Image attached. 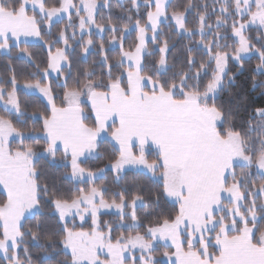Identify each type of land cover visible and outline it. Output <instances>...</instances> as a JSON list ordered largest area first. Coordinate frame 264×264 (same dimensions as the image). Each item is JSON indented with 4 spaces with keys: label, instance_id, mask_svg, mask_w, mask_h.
Returning <instances> with one entry per match:
<instances>
[{
    "label": "snow or ice",
    "instance_id": "snow-or-ice-1",
    "mask_svg": "<svg viewBox=\"0 0 264 264\" xmlns=\"http://www.w3.org/2000/svg\"><path fill=\"white\" fill-rule=\"evenodd\" d=\"M170 3L131 0L125 9L128 22L118 26L101 14L110 9V0H57L52 5L0 0V49L9 56L18 49V58L35 67L32 79L22 84L14 69L7 79L0 77L3 264H33L30 244L43 248L46 260L63 253L59 264H264V107L254 109L245 128L235 113L248 98L232 94L234 108L219 102L236 79L229 61L240 70L253 55L259 62L252 90L260 88L264 95V79H257L264 77V43L256 47L246 35L254 26L257 40L264 42V0H213L220 5L214 25L205 3L204 11H195L192 28L186 13L196 5L189 0L184 10L169 12ZM141 7L147 9L143 23L131 15L140 16ZM65 20L54 39L44 40L43 33L51 36L55 24ZM165 22L189 41L179 67L169 63L175 44L163 31ZM105 31L113 33L108 48L103 39L96 48L93 35L102 37ZM133 32L134 43L125 49ZM30 38L48 49L43 69L32 61ZM73 44L85 59L95 48L99 59L69 84ZM117 47L118 56L110 58L108 52ZM52 73L58 81L63 77L61 92L53 88ZM18 90L25 95L38 90L46 101L43 110L29 115ZM29 119L39 127L18 126ZM108 143L111 151H101ZM106 152L103 167L83 166L104 160ZM42 160L70 168L65 178L75 186L71 194L50 187L38 167ZM132 168L148 175L156 191L138 185L129 199L125 186L106 198L108 187L96 181L111 173L118 184ZM162 197L171 202V211L139 215L142 208L158 207ZM49 206L60 224L58 239L44 234L46 244L41 245L42 221L26 224ZM102 209H115L118 221L101 220ZM118 228L126 232L117 235ZM160 241L168 250L157 258Z\"/></svg>",
    "mask_w": 264,
    "mask_h": 264
},
{
    "label": "trees",
    "instance_id": "trees-1",
    "mask_svg": "<svg viewBox=\"0 0 264 264\" xmlns=\"http://www.w3.org/2000/svg\"><path fill=\"white\" fill-rule=\"evenodd\" d=\"M191 2L196 5L195 9H192L190 12L186 13L187 16V26L192 28L195 27L197 24V17L195 15V11H204L203 5L206 3L208 5V13L209 18L208 22L213 24L215 23L216 16L219 15V3L213 4V0H191ZM46 3L49 5L56 4L57 0H46ZM189 3V0H171L169 12L173 10H184L186 5ZM111 7L110 9H103L102 15L104 17L111 16L113 21L118 24V26H122L123 23H127V17L129 13L125 11V9H129L131 7V0H111L110 1ZM141 15L137 16V13L135 11L131 12L133 20L140 18L141 23L144 22V13L147 11V9H144L141 7ZM98 22L100 21V15L97 17ZM67 21H63L60 23L55 24V26L52 29V35L49 36L46 32L43 33L44 40H52L55 38V36L58 34L59 30L64 27V24ZM162 28L164 33L166 34L167 38L169 39V43L175 44L174 48L170 49V52L168 54L169 63H175L178 67L183 64L184 58L186 56L185 52V46L189 44V41L187 37H184L182 35H177L176 31L169 25L167 22L165 24H162ZM69 33L71 32L70 29L68 30ZM221 31H225L224 29H221ZM230 32V29H228ZM112 32L105 31L104 35H93L92 39L95 42L96 48H98L101 39H103V42L105 43L106 49L108 48L107 41L112 36ZM116 35H119V32L116 33ZM259 33L253 28L249 31V38L251 40V43L254 44L256 47H261V44L264 43L262 41L257 40V36ZM196 39H199L197 36ZM135 40V32L131 34V36L128 37V39L124 43L125 49H127L130 45L134 43ZM70 43H73L70 40ZM221 43H224V41H221ZM229 45L233 44V41L229 39L227 41ZM21 47H24V45H21ZM28 50L32 53V61L35 64H39L40 68L43 69L46 67V61L48 56V49L46 45H44L43 41L40 43H32L27 45ZM56 47H63V44H57ZM149 47L151 48L152 45L149 44ZM74 51L71 52L69 59L72 62V79L69 80V84L73 82V80L76 78L78 73H80L85 68H91L93 67V63L99 59L98 55H96V49L94 48L92 51V54L88 55L87 58H83L82 49L78 44H73ZM231 49H229L230 51ZM18 49H13L12 54L9 56L6 54V51L0 49V77L7 79L10 75L11 70L14 69L15 74L17 76L18 81L22 84L25 79H32V77L29 76V73L35 71V67L33 66V63H30L27 58H18L17 56ZM119 54V48L117 47L115 51H109L108 55L110 58H115ZM197 54L198 59H202L198 53ZM159 53L157 52V56ZM152 59L151 57L149 58ZM259 59L258 56H251L249 59H246L244 62L243 69L238 70L237 65L233 61H229L228 64V70L230 73L235 74L236 79L234 83L226 90H224L220 97L219 102L223 103L226 108H234V99L232 94H237V96H246L247 104L245 106H242L239 111H237L235 114L237 116L238 123H242L245 128H247V121L250 118L251 113L254 111L255 108L258 107H264V95H261V89L256 88L255 90H252L251 86V78L255 73L253 72V69L258 64ZM97 73L99 74V69H97ZM52 82L53 88L57 92H61V84L63 82V77L59 78V81L57 78H49ZM257 79H264V77H257ZM10 87V85H9ZM18 95L20 96L22 106L26 108V111L29 115L35 111H42L44 108V104L46 101L43 100V98L38 94H28L25 95L24 91L18 90ZM59 103V100L57 101ZM0 112H2V108H0ZM256 123L255 121L253 122ZM19 127L24 128L25 130L30 129L32 127H39V124L34 123L31 119L28 120L26 125H18ZM257 132L251 133L253 137L257 136ZM112 148L111 143L103 145L101 151L107 150V152H110ZM107 152L105 154V159L102 161H90L88 164L83 165L84 167H92L93 170L99 167H103L105 163L108 162V155ZM59 156V154H58ZM149 159H154V156H149ZM38 167H40L44 172V178L47 179V181L51 186H55L59 192L62 194H71L75 190V186L72 181L65 178L66 173H70V168L62 167L58 164L50 163L48 161H40ZM239 171V170H238ZM97 184H104L108 187L109 193L106 195V198H110L111 193L113 191L122 190L123 187L128 188L127 195L129 196V199L131 198V195L136 192L137 186L142 185L146 188V190L150 189L151 192L156 191L155 183L149 178L148 175H145L140 170H128L124 174V178L117 184L113 180V176L111 173H108L106 175V178L103 180H97ZM83 187L84 185H80ZM3 192L2 187L0 186V193ZM145 195H148V192H145ZM149 210H155L156 212H162L164 214H167L169 211L172 210V204L170 201H165L164 198H161V203L157 207L156 205L152 206V209L148 208H142L139 210V215L143 218L144 211ZM104 220L107 218H114V216L109 214H104L103 216ZM37 220L42 221V237L40 240V244L44 245L46 244V240L44 238V234L51 235L53 240H57L58 236H56L57 231L60 228V224L58 223L57 216L52 214L51 207H45L43 209V215H37L34 219H31L26 224V227L33 226ZM121 232H126V229L118 228L116 229L115 234H119ZM160 246L156 249L155 255L160 257L161 253L168 250L164 247L163 244H159ZM57 248H60L59 244L56 245ZM30 252L32 254V260L33 264H59V261L64 259L63 253L59 254H52L49 259H44V249L29 245ZM48 251L51 253L52 249H48ZM0 264H3L2 261H0Z\"/></svg>",
    "mask_w": 264,
    "mask_h": 264
},
{
    "label": "rangeland",
    "instance_id": "rangeland-1",
    "mask_svg": "<svg viewBox=\"0 0 264 264\" xmlns=\"http://www.w3.org/2000/svg\"><path fill=\"white\" fill-rule=\"evenodd\" d=\"M110 1H111V0H110ZM121 1H125V0H121ZM74 2L79 3V0H74ZM97 17H98V16H97ZM253 28H255V27L253 26ZM70 31H72V30L70 29ZM249 31H250V30H249ZM249 31L246 32V35H248V36H249ZM102 35H104V33H103ZM79 38H80V36H79V30L77 29V36H76V39L79 40ZM84 39H87V36H85ZM29 44H32V43H29ZM53 50H54V49H53ZM4 51H5V50H4ZM49 78H57V77H56V74H55V73H52L51 76H50ZM30 94H38V95H40V94L38 93V90H37L35 93H30ZM40 96H41V95H40ZM41 97H42V96H41ZM42 98H43V97H42ZM129 170H137V169L132 168V169H129ZM127 171H128V170H127ZM1 187H2V186H1ZM115 213H116V210H115V209H102V210H101V220L115 223L116 221H118V216H117ZM104 214L112 215V216H114V218H107L106 220H104V219H103V218H104V217H103ZM69 226H71V225H69ZM85 227H87V225H85ZM159 244H163V241H160ZM163 245H164V244H163ZM157 258H160V257L157 256ZM164 259L166 260L167 258H164Z\"/></svg>",
    "mask_w": 264,
    "mask_h": 264
},
{
    "label": "crops",
    "instance_id": "crops-1",
    "mask_svg": "<svg viewBox=\"0 0 264 264\" xmlns=\"http://www.w3.org/2000/svg\"><path fill=\"white\" fill-rule=\"evenodd\" d=\"M40 40H36L35 38H30V43H40Z\"/></svg>",
    "mask_w": 264,
    "mask_h": 264
}]
</instances>
